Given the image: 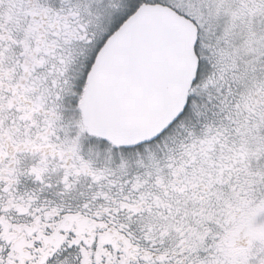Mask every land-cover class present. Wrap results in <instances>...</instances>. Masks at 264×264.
<instances>
[{
    "label": "snow or ice",
    "instance_id": "6c2138e0",
    "mask_svg": "<svg viewBox=\"0 0 264 264\" xmlns=\"http://www.w3.org/2000/svg\"><path fill=\"white\" fill-rule=\"evenodd\" d=\"M0 264H264V0H0Z\"/></svg>",
    "mask_w": 264,
    "mask_h": 264
}]
</instances>
